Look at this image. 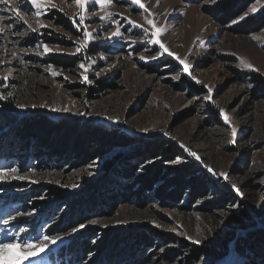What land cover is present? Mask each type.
<instances>
[{"label":"rangeland","instance_id":"rangeland-1","mask_svg":"<svg viewBox=\"0 0 264 264\" xmlns=\"http://www.w3.org/2000/svg\"><path fill=\"white\" fill-rule=\"evenodd\" d=\"M218 1L141 0L146 11L132 0H88L83 7L75 0H38L39 16L30 0L0 2V86L15 112L75 115L135 139L85 164L33 155L20 165L13 154L0 157V171L18 170L0 181V242L55 240L26 264H57L53 255L69 239L82 233L93 241L119 226L141 228L117 252L127 264H215L231 250L228 264L264 261V242L241 245L247 234L264 229V24L254 31L249 19L264 11V0H242V11L229 17L212 12ZM52 9L66 15L72 29L49 20ZM85 30L91 40L82 46ZM43 33L58 40H43ZM91 45L99 47L91 51ZM51 53L76 59L69 65L43 61ZM99 78L112 86L90 91ZM154 138L182 153L163 162L161 177L166 166L192 160L208 175L207 189L199 194L188 187L171 198L153 189L142 200L129 195L112 207L93 203L66 230L46 234L66 199L89 191L87 182L102 184L111 176L116 165L106 174L103 162L123 154L119 163L131 162L139 173L161 159L146 157L144 145Z\"/></svg>","mask_w":264,"mask_h":264},{"label":"trees","instance_id":"trees-1","mask_svg":"<svg viewBox=\"0 0 264 264\" xmlns=\"http://www.w3.org/2000/svg\"><path fill=\"white\" fill-rule=\"evenodd\" d=\"M244 5L245 3L242 0H219L212 8L214 10L212 12L218 17H229L240 13ZM46 17L65 28L72 29V23L67 16L56 10L52 9ZM249 19L255 21H253L254 26L251 28L255 31L264 24V11L258 15L250 16ZM40 37L48 41L58 40L51 33H43ZM98 47L91 45L89 50L96 51ZM75 59L76 57L51 53L46 55L43 61L69 65L74 64ZM174 65L177 64L174 63ZM246 73L259 82L262 80L254 72L248 71ZM95 82L97 87L91 88L90 91H98L113 84L106 82V78H99ZM0 94V97H2L0 98V121L4 122L3 125H0V157L4 155L9 158L13 154L20 165H23L24 161L29 164L33 155H41L43 158L52 161L61 158L73 164H76V161L79 164H85L105 155L115 146L127 147L135 143L134 135L131 132L117 130L110 125L95 120L70 114L52 116L41 111L22 114L15 112L11 98L2 85L0 86ZM144 146L146 157L161 156V159L146 163L144 171L139 173L134 172L136 167L131 162L120 164L119 161L124 162L125 160L124 157L119 156L120 154L114 157V162L112 160L103 162L104 170L110 165L112 166L111 169L116 165L114 170L110 172H113L111 176L102 184H100L101 182L98 183L99 181L87 182L86 188L91 187L89 191H84L82 194L66 199L65 204L67 206L60 213L57 220L59 222H55L47 228L45 230L46 234H55L66 230L72 224L73 218L80 220L82 207H89L93 203L94 206L98 207H105L110 204L112 207L119 201H125L129 195L132 198L142 200L143 197H146L145 192H151L153 189L157 196L170 198L180 194L184 188L188 187L199 194L207 189V180L210 181L208 175L205 172L199 173V167L192 160L179 163L174 167L166 166V172L162 177L160 176L161 168L164 166L163 162L174 160L177 156L182 155L167 141L154 138ZM26 150L27 153H21L26 152ZM166 176L165 182L156 186L159 180ZM95 185L96 189L93 188ZM37 203L39 202L33 200V206H36ZM140 229L135 226L130 228L120 226L105 228L102 231L104 236L93 238V241L85 239L81 233L63 244L60 251L53 255V260L57 264H127L124 258L120 259L121 256L119 257L117 252L122 251L121 245L123 246L138 236L136 231ZM252 241L259 244L263 243L264 229L247 234L241 239V245L251 248ZM86 258L89 261H85ZM138 261L139 259L131 260L130 264H140ZM240 264H264V261L250 258L245 263L241 262Z\"/></svg>","mask_w":264,"mask_h":264},{"label":"snow or ice","instance_id":"snow-or-ice-1","mask_svg":"<svg viewBox=\"0 0 264 264\" xmlns=\"http://www.w3.org/2000/svg\"><path fill=\"white\" fill-rule=\"evenodd\" d=\"M0 2H3V0H0ZM76 4L80 6H84L88 0H75ZM97 3L100 2V0H96ZM30 3L32 4L33 8L36 9V15H40L41 10V3L38 2V0H30ZM133 4L139 5L140 8H145L144 3L141 2V0H132ZM147 11V9L145 8ZM256 7H253L251 9V12H256ZM247 15V14H246ZM103 19V18H102ZM243 19V17H241ZM149 24H152V21H148ZM115 35H119V32L115 33ZM83 45L86 46L90 40H91V33L88 31L83 32ZM154 43L158 44L161 48H163L165 51H168V49L165 47L164 44L160 42V40H154ZM49 49L47 46H45V52H48ZM80 51V48H77V52ZM169 55H172L171 52H168ZM183 63V61H181ZM81 68H84V65H80ZM184 70H188V65L185 64ZM52 75H56V73H52ZM86 79V78H85ZM2 98V97H0ZM67 111V109H65ZM221 114L223 115V110L221 109ZM225 121H227V117L225 116ZM233 135H235V130L233 129ZM193 156H195V153H191ZM199 159V157H196ZM175 162V161H174ZM210 172L212 171L211 168L208 169ZM18 170L16 168H10L5 171H0V181H4L8 178V173H16ZM221 175H224L221 173ZM12 178L15 179H25L24 176H13ZM225 179H227V176H225ZM34 182V181H33ZM233 188H235V185H233ZM238 191V189H236ZM7 223V221H5ZM92 223H95L93 221ZM80 228L85 227V225L81 224L79 226ZM78 229H73V231H77ZM44 243H38L33 242L31 240H21L19 242L17 241H8V242H0V264H26L27 261L34 258L36 255H39V252L43 251L45 248H47V242L55 243V240H50L49 236H43ZM197 243L199 241H196ZM38 249V250H37Z\"/></svg>","mask_w":264,"mask_h":264},{"label":"water","instance_id":"water-1","mask_svg":"<svg viewBox=\"0 0 264 264\" xmlns=\"http://www.w3.org/2000/svg\"><path fill=\"white\" fill-rule=\"evenodd\" d=\"M119 156L120 157L121 156L124 157L125 155L120 154ZM114 161H115V159L112 160V162H114ZM111 167L112 166L110 165L107 169H105V170L103 169L104 173H106L109 169H111ZM232 258H233V256H232V250H231L224 258H222L221 260L217 261L215 264H228V262Z\"/></svg>","mask_w":264,"mask_h":264}]
</instances>
